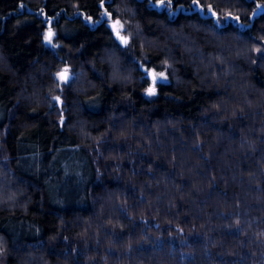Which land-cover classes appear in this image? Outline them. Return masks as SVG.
Wrapping results in <instances>:
<instances>
[{
  "label": "trees",
  "instance_id": "obj_1",
  "mask_svg": "<svg viewBox=\"0 0 264 264\" xmlns=\"http://www.w3.org/2000/svg\"><path fill=\"white\" fill-rule=\"evenodd\" d=\"M0 248L264 264V0H0Z\"/></svg>",
  "mask_w": 264,
  "mask_h": 264
},
{
  "label": "rangeland",
  "instance_id": "obj_2",
  "mask_svg": "<svg viewBox=\"0 0 264 264\" xmlns=\"http://www.w3.org/2000/svg\"><path fill=\"white\" fill-rule=\"evenodd\" d=\"M116 30H118V29H116ZM118 31H120L124 37H128V38L130 37L129 34H124L121 29L118 30ZM46 39H48V38L46 37ZM48 45L51 48H56L57 47V43L55 41V34L50 37V40L48 41ZM74 74L75 73H74V71H73V69L71 67L62 66V68L60 69V71L58 73V78L60 80L62 79L61 82L62 81L69 82V80L73 78ZM153 74L156 76V79H157L156 81L165 80L166 79L164 74H161V73H158V72H153ZM0 264H5L4 253L1 250V248H0Z\"/></svg>",
  "mask_w": 264,
  "mask_h": 264
},
{
  "label": "water",
  "instance_id": "obj_3",
  "mask_svg": "<svg viewBox=\"0 0 264 264\" xmlns=\"http://www.w3.org/2000/svg\"><path fill=\"white\" fill-rule=\"evenodd\" d=\"M114 29H115V27H114ZM51 33H52V30L49 31V36L51 35ZM115 36L121 42L122 45H125L127 43L128 39H129L128 37H124L122 35V33L120 31L116 30V29H115Z\"/></svg>",
  "mask_w": 264,
  "mask_h": 264
},
{
  "label": "bare ground",
  "instance_id": "obj_4",
  "mask_svg": "<svg viewBox=\"0 0 264 264\" xmlns=\"http://www.w3.org/2000/svg\"><path fill=\"white\" fill-rule=\"evenodd\" d=\"M102 76H103V75H102ZM102 76H101V77H102ZM93 77H96V76H93ZM93 80H94V79H93ZM91 82H93V81L91 80ZM90 84H91V83H90ZM207 217H208V216H207ZM209 219H210V217H209ZM206 220H208V218H206ZM208 221H209V220H208ZM211 221H212V220H211ZM211 221H210V222H211ZM204 222H205V220H204ZM210 222H209V224H212V222H211V223H210Z\"/></svg>",
  "mask_w": 264,
  "mask_h": 264
}]
</instances>
